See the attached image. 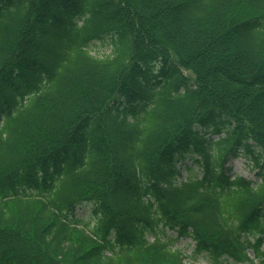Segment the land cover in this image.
<instances>
[{"label": "trees", "instance_id": "1", "mask_svg": "<svg viewBox=\"0 0 264 264\" xmlns=\"http://www.w3.org/2000/svg\"><path fill=\"white\" fill-rule=\"evenodd\" d=\"M250 141L264 0H0V264H264Z\"/></svg>", "mask_w": 264, "mask_h": 264}, {"label": "rangeland", "instance_id": "2", "mask_svg": "<svg viewBox=\"0 0 264 264\" xmlns=\"http://www.w3.org/2000/svg\"><path fill=\"white\" fill-rule=\"evenodd\" d=\"M107 42H108L107 37H104L103 39L93 40V42L90 43L89 46L91 53L97 56H105L104 54L109 53L111 49L110 46L107 44ZM187 74L189 75V73ZM209 127L210 125H208V127H205L204 132H208V130L210 129ZM199 128L201 129L202 127ZM213 138H216V136H213ZM249 143L253 144L251 150L259 160L258 163H256L255 160L252 159V154L250 152H247L243 149L242 150L239 149L237 151V154L231 156V158L229 159L230 161L227 163V165L229 166L228 174H230L231 176L244 175L245 177L250 178L252 181H260L261 175L259 173L264 174V156L260 148H258L251 141ZM179 162L181 163L180 164L181 174L179 175L178 180H183L187 178L189 174H199V167L197 166V164H195L192 161V158L190 156H187L185 159L180 160ZM192 245L193 244L190 239L183 238V239H179V242H177L175 246L182 247L184 251H186L187 253H191ZM199 257L200 260H202V256L200 255ZM224 264H261V263L257 262V260L247 261L244 263H240V262L234 263L232 260H227L224 262Z\"/></svg>", "mask_w": 264, "mask_h": 264}]
</instances>
